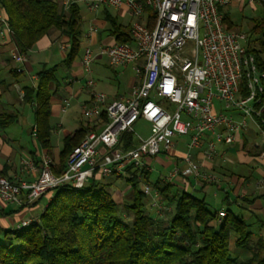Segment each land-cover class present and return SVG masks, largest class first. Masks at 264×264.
<instances>
[{
  "label": "built area",
  "instance_id": "2783aa9c",
  "mask_svg": "<svg viewBox=\"0 0 264 264\" xmlns=\"http://www.w3.org/2000/svg\"><path fill=\"white\" fill-rule=\"evenodd\" d=\"M58 1L65 11L73 5H84L95 12L102 7L125 9L134 19L133 41L94 48L88 41L98 27L89 28L81 57L90 96L83 112L103 126L88 133L72 149L60 174L54 172L52 158L45 155L39 166L32 159L23 161L28 172L38 171L31 181L0 175V197L5 202L30 204L50 190L82 188L104 176L137 177L141 190L150 197V207L162 215L172 207L164 204L159 189L144 180L146 173L153 170L154 159L160 153L171 152L177 137L186 135L189 142L182 156L185 166H175L163 181L172 182L183 176L216 183L218 177L203 167L194 151L213 160L218 155L217 146L233 144L237 135L248 128L249 121L259 130L261 146L257 158L262 161L264 185V71L246 46L247 34L227 29L221 11L262 4L264 0ZM149 10L155 13L151 26ZM0 33L14 34L1 10ZM189 41L193 46L187 51ZM102 56L114 67L133 64L138 81L128 95L113 98L95 88L92 64ZM13 57L25 61V55L18 50ZM69 106L70 99H64L62 111ZM140 118L151 124L147 137L135 134L134 125ZM125 132L133 133L135 144L124 146L121 136ZM219 215L221 223L226 211H219ZM36 221L25 219L18 227Z\"/></svg>",
  "mask_w": 264,
  "mask_h": 264
},
{
  "label": "trees",
  "instance_id": "16d2710c",
  "mask_svg": "<svg viewBox=\"0 0 264 264\" xmlns=\"http://www.w3.org/2000/svg\"><path fill=\"white\" fill-rule=\"evenodd\" d=\"M0 10L14 31L20 52L27 53L40 38L57 30L69 38L65 64L70 66L79 56L83 36L80 5L65 11L58 0H0ZM104 10L108 32L115 42H132L131 23L124 24ZM221 11L226 28L232 30L236 24L231 18V7ZM248 20L246 46L264 71V13ZM154 21L155 13L149 10V25ZM56 70L57 66L43 67L37 86L27 87L22 97L35 104L37 135L49 152L51 85L57 82ZM10 72L19 73L15 68ZM16 119V113L1 112L0 127ZM91 123L65 137L60 163L54 168L56 174L63 172L72 149L96 128ZM121 140L125 147L137 141L131 132L123 133ZM7 171L4 165L0 175L8 177ZM149 177L150 173H146L144 180L149 182ZM126 181L133 188V202L124 206V212L132 215L130 221L120 217V203L99 179L82 188L58 187L47 192L53 198L39 221L14 229L0 224V264H264V238L252 244L250 224L241 216L228 210L221 223L215 225L212 221H218L219 212H212L205 198L160 179L154 187L172 209L165 217L151 215L145 208L147 195L139 188L141 180L128 177ZM232 233L237 235L236 247L251 251L249 258L240 259L233 254Z\"/></svg>",
  "mask_w": 264,
  "mask_h": 264
},
{
  "label": "crops",
  "instance_id": "0c3cea01",
  "mask_svg": "<svg viewBox=\"0 0 264 264\" xmlns=\"http://www.w3.org/2000/svg\"><path fill=\"white\" fill-rule=\"evenodd\" d=\"M85 9L92 21L89 28L92 25L98 27V30L92 33L88 41L94 48L115 42L114 37L108 32L109 24L105 18L104 9L116 15L118 20L124 24L131 23L132 21L131 16L128 21L121 20L120 17H125L127 15L125 9L102 7L96 12L88 10L87 7H85ZM88 30L86 32L83 30L82 43L85 45L88 43L85 38ZM62 45H66V47L62 48ZM17 50L20 52L14 34L0 33V72L1 67H9V73L11 74L7 78H0V113L12 112L17 114L15 122L6 127H0V169L6 165L8 177L12 180L31 181L36 178L38 171L28 172L23 161L32 159L37 166H39V162L43 157L49 155L53 159V169L57 167L60 163V154L63 150V141L65 137L73 135L76 130L81 126H86L88 123L83 112V105L89 101L90 96L88 89L85 87V74L81 64L83 53L81 54L80 51L81 55L79 54L70 66L65 64L67 55L70 51L69 38L67 36L61 34L57 30H51L50 34L40 38L27 53H22L25 55V61L23 62L14 59L13 54ZM96 63H98L96 71L99 72L102 69H99V62L96 61ZM107 63L113 70L114 78L109 80L107 78L98 79L95 87L105 86L109 88V91L106 93L113 98L128 95L132 87L138 81L133 64L114 67L109 61H107ZM45 66H57V70L55 71L57 82L51 85V115L49 118V124L52 127L50 137L52 144L51 152L42 147L39 141L35 117V104L25 102L22 99L27 87L37 86L38 73ZM11 68H15L16 70L21 68V71L17 70L19 73L15 75L10 72ZM128 69H131L135 75H125ZM107 80L109 81L108 84ZM115 80H117V82ZM111 83H117V86L113 88L114 90L111 89ZM121 86L124 87L122 91L120 90ZM64 99H70V106L65 112L61 109ZM7 107H11L12 110L6 111ZM217 107H221V104L217 103ZM91 125L96 127L91 131L100 130L103 126L101 121H94ZM17 126L19 127V131H16ZM188 142L189 137L186 135L177 137L176 145L171 153H160L155 158V161L163 162L161 155L164 154L169 156V160H171L174 167L179 166L183 168L185 164L182 161V156L187 150ZM260 146L259 130L258 128L256 130L250 126L237 135L233 144H219L217 146L218 155L213 160L204 159L201 151H194L196 159L203 164V167L218 177V181L211 185L225 192L226 203L228 205L234 204V206L239 209H243L245 207L244 205H247L245 208L248 212L247 218H254L256 222L253 221V224H260L259 233L256 234L252 231V238L256 237V239L260 237L264 238V185L261 184L263 170L262 161L257 158ZM247 166L250 168L247 169ZM239 167L240 173L236 174L234 170ZM106 177L116 176H104L101 178ZM176 178L181 179V181L177 183H180L183 187H179H182L184 190H186L188 186L192 189H197L198 183L201 185L200 188L202 189L208 187V184L204 185L201 180H197L194 177L186 179L183 176H177ZM175 179L171 182L172 184H174ZM161 180L163 181V179ZM132 196L133 192L130 197ZM119 197L122 199L120 194ZM52 198L53 194L49 192L35 199L30 204L17 205L5 202L0 197V224L6 227L12 222L13 218L16 221L17 228L25 219L34 218L39 221L40 215L44 212ZM228 205H226V207L221 206L217 212L230 210L227 207ZM155 215L158 216L156 212ZM237 215L241 216L240 214ZM241 217L250 224L251 228L253 224L250 223L245 216ZM212 223L215 224L214 221H212ZM236 239L237 235L234 241H230L231 251L235 252L236 256L240 259L249 258L251 256V251L236 247Z\"/></svg>",
  "mask_w": 264,
  "mask_h": 264
},
{
  "label": "rangeland",
  "instance_id": "374dc122",
  "mask_svg": "<svg viewBox=\"0 0 264 264\" xmlns=\"http://www.w3.org/2000/svg\"><path fill=\"white\" fill-rule=\"evenodd\" d=\"M81 9H82V17H83L82 26H83V30L86 32L88 30L89 26L92 24V21L90 20L89 15H88L84 5H81ZM230 13H231V18H232L233 22L236 24L235 26H233L232 29L237 31V32H239V31L240 32L241 31L247 32L248 22H249L248 18L264 13V2L262 4L247 5L242 9L239 6H232ZM130 16L131 15L127 12V15L125 17H120V18L123 21H128ZM131 18L133 21L134 19L132 16H131ZM253 39H254V37L252 38V40ZM192 46H193V42L189 41L187 44V51H190ZM84 47H85V44L82 43L81 54L83 53ZM256 47H258V44H256ZM96 61L99 62V65H100L99 69H102L99 72L96 71L97 70L96 68L98 67V63H96ZM96 61L92 64V74H91V76L93 77V79L95 81H98V79H104V78L105 79L107 78L108 80L111 78H114L113 70L109 67V65L107 63V61H108L107 57H104V56H102V58L99 57V58H97ZM9 75H11L9 73V67H1L0 78H7V77H9ZM125 75H135V74L131 69H128V70H126ZM108 80H107V84L109 83ZM115 81L117 82V80H115ZM111 85H112L111 89L114 90L113 88H114V86H117V83H111ZM96 89L104 91V92L109 91V88H106L105 86H98V88H96ZM123 89H124V87L121 86L120 90L122 91ZM10 110H12L11 107L6 108V111H10ZM86 118H87L88 122L89 121L94 122L93 120H90L87 116H86ZM250 126L257 130L255 124L252 123L251 121H249L248 127H250ZM16 131H19L18 126H17ZM134 131H135V134L138 136L147 137V136H149V134L151 132V124L146 119L140 118L134 125ZM161 157L163 159V162H157V161H155V159L153 161V165H152L153 170H152L150 177H149V184L153 187H154V183L156 182L157 179H159V178L163 179L174 168V165L172 164L171 160H169L170 158L168 155L163 154V155H161ZM249 168L250 167L247 166V169H249ZM239 169H240V167L238 169L234 170L236 172V174L240 173ZM98 179L101 183L107 184L108 190L112 193L114 198L117 199V202L120 203V210H119L120 217L124 221H127V220L130 221L132 218V215L130 213L126 214L124 212V206L129 205L133 202L132 197H130V195L133 192V188L131 187V185L126 181V179L124 177H106V178H98ZM178 181H181V179L180 178L175 179V182H174V184L176 185L175 188L183 191L184 190L182 188L183 186L180 185V183H177ZM161 182L165 183L162 180H161ZM179 186H182V187H179ZM140 187H141V183H140L139 188ZM200 187H201V185L198 183L197 189H192L191 187L188 186V187H186V190H187V192H190L199 198L205 197L206 201L209 203V208L212 212L217 211L219 208H221V206L226 207V205H228L226 203V200H225L226 194L224 191L218 190L214 185H211V184L210 185L208 184V187L205 189H202ZM119 194L122 197V199H120ZM231 194H232V192H231ZM144 202H145L146 210L151 215H155L154 210H152L150 207V197L149 196H146L144 198ZM244 206L245 207L243 209H239L238 207L234 206V204H229L227 207L230 210H232L233 212L240 214L241 216H245V218L250 223L253 224V221H255V219L254 218L251 219L249 217L247 218L248 212L245 209L247 205H244ZM168 212H170V211H168ZM166 214H167V211L162 213V215H158V216L165 217ZM29 219H32V218H29ZM214 223H215V225H218L217 220L216 221L214 220ZM5 228H8V229L16 228L15 219L12 218V222H10ZM259 228H260V224L255 223L252 225L251 230L257 234V233H259ZM235 236H236V234L232 233L231 240H230L231 242L234 241ZM256 240H257L256 237H253L251 240V243L253 244ZM239 251H241V250H239ZM233 254L236 256L235 252H233Z\"/></svg>",
  "mask_w": 264,
  "mask_h": 264
}]
</instances>
